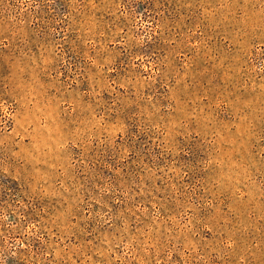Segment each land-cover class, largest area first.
Segmentation results:
<instances>
[{
  "label": "rangeland",
  "instance_id": "obj_1",
  "mask_svg": "<svg viewBox=\"0 0 264 264\" xmlns=\"http://www.w3.org/2000/svg\"><path fill=\"white\" fill-rule=\"evenodd\" d=\"M0 264H264V0H0Z\"/></svg>",
  "mask_w": 264,
  "mask_h": 264
}]
</instances>
